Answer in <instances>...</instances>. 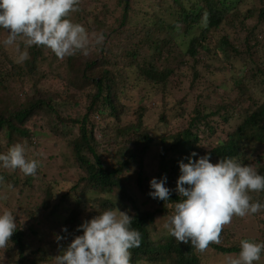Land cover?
<instances>
[{
	"label": "trees",
	"instance_id": "1",
	"mask_svg": "<svg viewBox=\"0 0 264 264\" xmlns=\"http://www.w3.org/2000/svg\"><path fill=\"white\" fill-rule=\"evenodd\" d=\"M116 4L112 8L106 0H81L80 10L70 15L73 22L81 23L90 34L103 33L105 36L103 44L89 47L88 55L78 52L61 60L46 47H25L19 42V48L27 50L26 59L14 61L9 50L0 45V86L37 79L32 99L26 97L17 102L10 97L8 109L0 105V153L22 143L26 147V157L39 161L34 176L25 175L19 169L4 168L0 162V177L3 178L0 189L7 185L18 195H23L26 188L37 189L44 196L45 210L53 207L54 215L61 209L65 214V220L58 227L48 229L55 237L47 248L40 245L41 240L33 246L36 232L32 228L23 230L20 225L16 226L8 247L0 249L1 260L14 256V249L18 253L15 256L17 264H50L48 253L65 250L75 236L83 234L77 231L79 225L98 212L117 208L118 205L111 202L112 196L135 207L131 226L140 232L141 244L131 249V264H202L201 256L191 242H178L171 235L160 242H154L152 238L157 214L170 215L174 203L180 199L175 191L181 174L179 162L187 163L193 152L197 153L193 159L210 154L213 163L224 157H237L264 175V150L260 149L264 146V102L258 103L249 97L243 77L233 73L236 68L238 71L249 69L244 77L264 85V60L261 64L255 59L248 64L242 62V67L236 65L243 57V48L248 54L252 51L263 53L264 59V0H118ZM3 30L0 28V34ZM215 60L224 63L230 82L233 81L241 93V102L236 99L232 105H221L211 113L204 105L196 107L188 114L189 122L182 130L162 139L159 162L162 172L159 176L166 175L167 180H171L172 191L167 202L153 199L149 195L153 190L149 183L145 184L144 176V157L153 141L149 132L142 133L147 108L143 106L133 112L132 116L138 115L135 124L125 123V113L134 111L126 102H131L138 93H143V103L160 96L167 99L171 80L182 73L185 63L191 66L198 79L200 68L210 67ZM51 79L64 86L56 93L60 102L43 95L48 94L45 87ZM248 102V109L237 112L235 104L243 106ZM79 104H84V111L69 121L70 127L59 111L64 109L72 113ZM228 112L231 113L228 115ZM236 113L241 123L227 133L226 139L218 140L212 148L204 150L200 146L202 129L209 134L215 133L212 123L215 117H222L228 124ZM185 115V110L180 109L178 116ZM42 116L46 119H41ZM70 129L77 130L79 136H70L67 131ZM97 129L101 139L95 136ZM45 133L56 141L51 148L52 155L43 162L38 154L46 150L42 141ZM137 143L144 145L140 156L132 151ZM63 144L68 151L56 154ZM124 144L133 146L121 148ZM106 145L111 151L117 150L113 168H106L104 163L107 161L99 154ZM169 152L175 153L177 158L168 159ZM60 158H63V166L76 165L83 172L70 180L75 183L69 194L83 187L82 194L73 201L65 200L69 194L55 195L50 188L55 182L49 175ZM132 162L139 167L137 184L141 194L159 207L153 212L141 210L134 198L127 195L129 191L121 182V175L131 170ZM35 183L40 186L34 188ZM116 189L119 190L113 195ZM250 195L253 201L264 204V192ZM68 204L73 205L71 212L65 208ZM260 216L264 218V209ZM261 221L264 225V219ZM58 236L63 239L58 241ZM233 239L236 238L224 228L221 243L210 247L223 254L238 253L240 247L232 245Z\"/></svg>",
	"mask_w": 264,
	"mask_h": 264
},
{
	"label": "clouds",
	"instance_id": "2",
	"mask_svg": "<svg viewBox=\"0 0 264 264\" xmlns=\"http://www.w3.org/2000/svg\"><path fill=\"white\" fill-rule=\"evenodd\" d=\"M81 0H0V28L8 35L3 40L5 47L19 43L25 47L43 46L50 49L58 59L73 56L78 52L89 54V47L103 44V33H89L81 24L70 19L80 10ZM22 61L26 54L20 55ZM188 162H179L180 176L175 191L180 199L174 203L167 217L165 229L178 242H191L193 249L204 253L212 244L221 243L224 228L234 217L244 218L259 213L264 204L253 201L250 193L264 192V175L237 157H224L211 162L210 154ZM4 168L19 169L25 175L34 176L39 166L36 159L26 157L22 143L12 145L6 153H0ZM3 178L0 177V180ZM167 176L152 178L149 195L153 199L169 201L171 189L166 187ZM6 195L0 199L6 200ZM85 220L78 226L77 235L55 257L56 264H131V249L141 244V234L133 228V217L127 212L106 209ZM16 231V217L5 209L0 213V249ZM67 232V228L63 229ZM63 237H57V240ZM238 253L228 254L223 264H255L264 253V242L241 239Z\"/></svg>",
	"mask_w": 264,
	"mask_h": 264
},
{
	"label": "rangeland",
	"instance_id": "3",
	"mask_svg": "<svg viewBox=\"0 0 264 264\" xmlns=\"http://www.w3.org/2000/svg\"><path fill=\"white\" fill-rule=\"evenodd\" d=\"M108 4L113 8V6H117L116 2L118 0H106ZM180 33V32H179ZM8 33L6 30H3L0 34V45H3V40L6 39ZM262 40V37H260ZM19 43V42H18ZM4 46V45H3ZM5 47V46H4ZM262 48V46L260 47ZM5 49L9 50L10 57L14 61L19 60L20 55L25 54L27 50L22 51L20 49L19 52L16 51V46L5 47ZM244 49V54L242 59H238L236 61L237 67H242L243 63L248 64L253 60H257L260 64L263 62V53L256 54L253 51L248 54L247 50ZM264 52V50H262ZM27 53V52H26ZM255 57H252V56ZM212 65L210 67L204 66L200 68V77L195 79L192 68L189 64H184L182 67V73L179 74L178 77H173L171 80V84L169 85V92L167 99H162V97H156L152 101L142 102L143 93L135 94V97L131 100V102H126V104L131 107L134 111H130L125 113L126 117L124 118L125 123L133 122L135 124V120L138 118V115H133V112L136 113V110L139 108H143L145 106L147 111L145 112L143 129L142 133H145L152 136L153 141L149 143V153L144 157L145 168H144V176H145V184L150 185V181L152 178L161 179L160 173L162 172L159 169V162L161 161L162 156V139L166 136L176 134L180 130H182L187 123L189 122L188 114L192 113L196 107H206L208 112H215L219 106L225 105L230 106L234 103L236 99H239L241 93L237 90V87L234 86L233 81L230 82L229 74L224 69V63L221 61H212ZM209 66V65H208ZM230 68V67H229ZM2 70V69H0ZM249 69H243L238 71L237 68L233 71L237 77H243L241 79L244 80L245 85L247 86V95L253 97L256 102L263 103L264 102V85H260L258 82L253 81V78L244 77V74L249 73ZM61 79V78H60ZM37 79L33 78L31 80H25V82L20 83H10L3 86H0V105L4 109L9 108L8 98H14L16 101H24L27 97L32 99L36 91ZM64 86L61 85L60 81L51 79L45 89L48 92L47 95L51 96L54 100L57 99L58 95L56 93L61 92ZM24 92V93H23ZM16 94V95H15ZM21 94H24V97H21ZM15 95V97H14ZM79 95V94H77ZM240 100V99H239ZM57 102H60V98L57 99ZM241 102V100H240ZM202 104V105H201ZM204 105V106H203ZM237 112L248 109L250 103H246L243 106L239 104H235ZM185 110L187 115L185 117L178 116V112L180 109ZM84 104H79L78 107H74L72 113L61 109L59 114L61 118L65 119L68 126L71 127V123L69 121L73 118L79 116L80 112L83 113ZM231 112H228L229 115ZM237 114V113H236ZM41 119H46L43 116ZM213 125L215 126L216 132L209 134L207 130L202 129L200 132V137L202 139L201 147L204 150H208L213 147V144L218 140L226 139V135L228 132L233 131L240 123L241 120L237 116L233 117L228 124H225L222 120V117H215L213 120ZM118 126V123H115ZM115 124L113 125L115 127ZM137 124V123H136ZM219 129V130H217ZM70 136H79V132L77 130H67ZM123 133V131L121 132ZM95 136L97 139H101V133L99 129L95 132ZM134 138V137H133ZM43 146L46 149L44 152L39 153L38 157L41 161L46 162L47 156L53 152L51 150L53 144L56 139L50 134H43ZM133 145L124 144L121 148L130 149ZM110 146L106 145L105 148L101 149L100 156L105 158L107 163L104 165L106 168H113L115 166L117 150L111 151ZM144 145L142 143H137L134 146L133 152H135L138 156H140V152L143 150ZM118 149V148H116ZM264 150V146L260 148ZM60 150V152H59ZM111 152H109V151ZM67 152L68 147L63 144L58 149V153L61 155L62 152ZM55 154V153H53ZM52 155V154H51ZM58 155V156H59ZM168 159L177 158V155L173 152H169ZM126 160H128V154L125 155ZM140 161L137 159V162ZM66 165V164H64ZM132 168L129 172L121 175V182L125 189L129 192L128 196H132L134 200L138 203L137 205L143 211L153 212L159 208L153 200L145 197L142 192H140L137 184V172L139 167L131 163ZM53 170V172H52ZM50 172L49 178L54 180V184L52 187V191L54 194H63L64 196L69 194L70 190L73 189V185L75 182H70V180L74 176L83 175L82 169L79 166L72 165L71 166H63V158L58 159V164L53 168ZM42 178L39 180V184ZM57 182V183H56ZM171 180H167L166 187L172 190ZM37 183L34 184V188L39 187ZM115 190V195L117 193ZM23 195H18L17 191H13L7 185H4L0 189V195H6L8 198L6 200L0 199V213H2L5 209L11 211L13 215L16 217V226L20 225L23 230L32 228L36 232L33 236L34 244H39V240H41L40 245L48 247L49 244L53 243L55 234L48 229H55L58 227V224L61 221L65 220V214L62 209L57 213L58 215H54V208L44 209L43 200L44 196L41 194L39 190H35L33 188H26L23 190ZM83 192V187L81 186L76 191H72L68 197L65 199L66 201H73L77 199ZM30 195V196H28ZM40 195H42L40 197ZM29 201L27 202L25 198ZM65 200L63 202H65ZM111 202L117 204V208L119 210L127 212L130 216L135 214V207L130 204L128 201H119V199H115V197L111 196ZM66 210L73 209V205L68 204L65 207ZM28 209L26 213L24 210ZM260 213L250 214L244 218L234 217L232 223L225 227L236 239H233L232 245L239 246L241 239H249L255 242H264V234L262 230H264V225L261 223L264 218L260 216ZM168 216L157 214L155 227L152 229V238L154 242H160L164 240L167 236H170L169 232L165 229L164 224L167 221ZM43 240V241H42ZM190 243V241H189ZM187 244V243H184ZM35 249V248H33ZM16 250V249H15ZM66 250V249H65ZM64 250H54L49 254L50 264H56L55 257L62 254ZM14 252V253H13ZM11 258L2 259L0 258V264H17V259L15 258L18 253L14 251ZM202 259V264H223L225 257L228 254H223L212 247L209 246L208 250L204 253H199ZM30 264V263H27ZM255 264H264V256H261V260L255 262Z\"/></svg>",
	"mask_w": 264,
	"mask_h": 264
}]
</instances>
